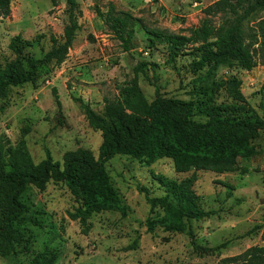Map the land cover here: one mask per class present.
Segmentation results:
<instances>
[{"label": "rangeland", "instance_id": "374dc122", "mask_svg": "<svg viewBox=\"0 0 264 264\" xmlns=\"http://www.w3.org/2000/svg\"><path fill=\"white\" fill-rule=\"evenodd\" d=\"M52 1H13L10 16L0 20V63L16 58L10 43L18 35L33 41L43 37L28 51L37 59L51 50L52 36L63 37L69 5L67 0H56V5ZM76 1L79 30L65 62L41 70L36 86L13 88L0 102V146L6 151L23 148L34 164L48 157L62 163L68 152L78 149L99 158L102 133L89 126L82 105L105 116L106 105L121 102V89L134 81L149 102L157 93L182 101L205 99L194 90L204 73L192 71L191 56L169 64L165 40L190 37L207 21L216 29L224 22L223 16L204 13L217 0ZM111 7L132 18L135 36L129 52L97 16L96 8L106 13ZM259 24L264 25V11L247 23L246 31L258 32ZM254 60L257 66L252 70L236 62L222 66L214 81L240 80L247 105L264 119L262 38L254 47ZM140 63L147 69L136 79L134 69ZM217 89L212 95L216 103L231 102L223 89ZM254 146L258 154L239 159L240 171L224 174L198 170L189 159L178 169L172 159L148 165L129 156L115 157L107 169L126 214L95 213L87 222L88 230L74 218L78 204L66 184L50 182L45 191L29 186L21 199L30 208L27 218L37 219L39 225L26 221L19 226L24 242L14 245V255L0 254V264H29L47 250L56 254V264H244L228 259L264 245L263 230L255 231L264 223V130ZM4 158L8 161L5 153ZM193 174L198 176L194 194L213 215L186 221L180 233L161 228L149 232L148 219L163 214L161 209L152 213L146 198L164 195L156 178L181 181ZM143 188L148 192H141Z\"/></svg>", "mask_w": 264, "mask_h": 264}, {"label": "trees", "instance_id": "16d2710c", "mask_svg": "<svg viewBox=\"0 0 264 264\" xmlns=\"http://www.w3.org/2000/svg\"><path fill=\"white\" fill-rule=\"evenodd\" d=\"M14 0H0V20L11 14ZM52 3L56 5L57 1ZM69 24L63 37L52 36V48L42 58L33 57L28 51L41 43L26 40L18 35L11 40L10 49L16 55L12 61L0 63V102L13 88L27 84L37 85L40 71L60 67L72 48L79 24L76 0H67ZM264 11V0H217L204 9L208 17L223 16V25L216 29L205 22L190 37L169 36L166 38L168 63L175 64L180 57L191 56L192 71L199 75L194 85L195 94L205 99L182 101L167 99L157 93L149 102L137 81L120 91L121 102L107 104L105 116H100L90 106L82 105L89 126L102 133L103 142L99 158L86 149L68 152L63 162L51 157L34 164L23 148L0 146V254H15L14 245L24 242L19 229L26 221L39 225L37 219L27 218L30 208L22 201L29 186L45 191L50 182L64 183L75 198L78 208L74 218L87 225L95 213L119 211L126 214L127 207L112 184L107 164L117 156H129L150 165L162 159H172L180 169L186 160L201 171L224 174L240 171L238 160L258 154L254 142L264 130V119L246 103L241 91L242 82L237 78L214 81L219 69L236 62L252 70L257 66L254 47L259 38L264 39V25L258 32L248 33L247 23ZM97 16L115 37L121 41L125 52L133 46L135 36L130 15L108 12L96 8ZM152 44L155 43L150 39ZM147 69L140 63L135 69V78ZM212 82L205 85L206 82ZM223 89L231 102L216 103L212 95L215 88ZM217 89V90H218ZM57 105L59 97L54 90ZM196 118H200L197 120ZM4 153L8 161H5ZM243 172L247 173V169ZM164 195H146L152 213L161 209L163 214L148 219L149 232L157 228L168 232H183L186 221L202 220L213 215L206 212L194 194L198 176L193 174L181 181L156 178ZM148 192L147 189H140ZM162 215V216H160ZM263 230L264 223L255 227ZM253 231V232H255ZM264 264V245L254 246L244 254L228 259V262ZM57 256L47 250L37 255L29 264H56Z\"/></svg>", "mask_w": 264, "mask_h": 264}]
</instances>
